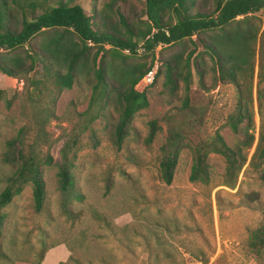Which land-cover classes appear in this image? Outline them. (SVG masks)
Segmentation results:
<instances>
[{
  "label": "rangeland",
  "instance_id": "obj_1",
  "mask_svg": "<svg viewBox=\"0 0 264 264\" xmlns=\"http://www.w3.org/2000/svg\"><path fill=\"white\" fill-rule=\"evenodd\" d=\"M107 1L74 3L91 13L104 8ZM143 2L128 0L138 16L142 15ZM103 13L109 21H117L107 8ZM237 19L241 20L227 29L241 35L246 44L240 79L243 97L253 111L254 138L250 147L243 149L245 161L231 185L223 182L224 159L214 153L208 158L209 182L191 183L188 176L193 154L187 146L179 154L170 184L161 181L158 172L159 148L169 125L166 116L174 114L176 124L186 121L185 114L174 108L181 104L184 83L179 81L174 97L168 94L163 73L154 77L161 54L180 55L185 71L184 58L194 51L189 62V99L199 112L188 130L189 145L215 133L230 147L239 141L230 126L238 90L232 83L216 81V63L204 46V42L214 41L218 29L201 32L183 44L163 49L157 46L154 65L147 74L152 73V78L146 79L148 106L135 114L133 129L120 148L111 141L117 105L114 99L107 103L92 99V70L84 69L71 88L62 89L43 74L41 65L18 78L0 73V190L6 185L4 176L11 172L1 160L8 139L21 134L25 143L36 144L40 156L48 154L53 161L42 166L46 196L41 210L34 208L30 183L4 208L0 264H40L46 252L59 244L68 253L62 262L73 256L79 264H264V251L250 246V231L259 226L264 211V162L257 152L259 136L264 133V9ZM15 54L25 58L22 48L10 52L0 49L6 58ZM150 60V54L140 48L138 55L125 62L148 65ZM112 65L116 68L120 64L115 60ZM196 68L203 74L201 83ZM89 118L92 121L87 128L79 130ZM151 119L157 120L160 129L146 145ZM75 131L79 135L73 148V173L84 199L73 203L75 216L67 218L61 213L56 163Z\"/></svg>",
  "mask_w": 264,
  "mask_h": 264
},
{
  "label": "trees",
  "instance_id": "obj_2",
  "mask_svg": "<svg viewBox=\"0 0 264 264\" xmlns=\"http://www.w3.org/2000/svg\"><path fill=\"white\" fill-rule=\"evenodd\" d=\"M74 1L0 0V49L10 52L22 48L25 57L20 54L9 58L0 55V73L18 78L27 76L41 65L43 74L57 89H62L71 88L84 69L92 70L95 80L92 99L105 103L114 99L117 105L118 116L113 123L111 141L120 148L133 129L135 114L148 106L146 88L149 83L146 79L154 65L157 46L163 49L183 44L194 35L198 37L201 32L218 29L214 41H202L216 63V81L232 83L238 90L230 126L239 135V141L230 147L220 134L215 133L189 145L186 140L188 130L199 112V107L189 99L192 77L189 62L194 51H189L184 58L185 71L180 65V55L165 57L161 54L154 77L162 72L168 94L174 97L180 88L179 81L184 83L181 104L174 108L185 114L186 121L176 124L174 114L166 116L169 125L159 148L158 172L161 181L170 184L179 154L187 146L193 154L188 176L191 183L209 182L212 173L208 158L214 153L224 159L223 182L231 185L241 163L245 161L243 149L250 147L254 135L253 111L249 101L243 97L240 79L246 64V44L241 35H233L227 27L241 20L237 17L243 19L250 13L263 10L264 0H144L141 16L136 15L128 0H108L103 7L114 13L117 18L115 22L107 19L104 8L89 13ZM137 22L141 25L137 26ZM140 48L150 54L149 64L128 65L125 60L138 55ZM91 51L93 53L90 56ZM115 60L120 65L113 68L112 62ZM196 73L201 83L203 74L197 68ZM90 121L92 118L85 119V126L79 130H85ZM147 125L144 143L149 145L154 141L160 126L156 119L149 120ZM78 135L75 131L64 143L61 159L56 163L60 208L67 218L75 216L73 203L84 199L73 173V148ZM258 143V156L264 162V133L260 134ZM36 148L35 143H25L21 134L5 143L1 160L11 167V172L4 176L6 185L0 190V236L6 216L4 208L23 185L30 183L32 186L35 210L39 211L43 206L46 187L42 166L52 165L53 161L48 154L40 156ZM250 246L254 251H264V211L259 226L250 231ZM74 262L79 264L78 259L70 256L68 261L58 264Z\"/></svg>",
  "mask_w": 264,
  "mask_h": 264
},
{
  "label": "crops",
  "instance_id": "obj_3",
  "mask_svg": "<svg viewBox=\"0 0 264 264\" xmlns=\"http://www.w3.org/2000/svg\"><path fill=\"white\" fill-rule=\"evenodd\" d=\"M68 257L64 245H57L51 247L45 254L40 264H57L59 261H64Z\"/></svg>",
  "mask_w": 264,
  "mask_h": 264
},
{
  "label": "built area",
  "instance_id": "obj_4",
  "mask_svg": "<svg viewBox=\"0 0 264 264\" xmlns=\"http://www.w3.org/2000/svg\"><path fill=\"white\" fill-rule=\"evenodd\" d=\"M152 73H150L148 76H147V79L148 80H151V78H152V75H151ZM149 77H151L150 79H149Z\"/></svg>",
  "mask_w": 264,
  "mask_h": 264
}]
</instances>
